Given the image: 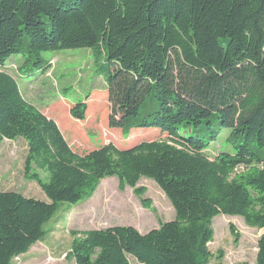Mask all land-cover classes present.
I'll return each instance as SVG.
<instances>
[{
    "label": "trees",
    "instance_id": "16d2710c",
    "mask_svg": "<svg viewBox=\"0 0 264 264\" xmlns=\"http://www.w3.org/2000/svg\"><path fill=\"white\" fill-rule=\"evenodd\" d=\"M69 49L105 60L106 129L149 136L78 154L1 70L16 54L42 67V53ZM87 110L79 103L67 112L84 123ZM223 130L233 151L210 160L205 151ZM155 134L164 137L150 140ZM16 138L27 146L25 179L50 202L0 188V264L41 242L58 203L77 204L106 178L136 195L138 182L151 180L174 219L145 233L72 232L73 264H207L219 215L263 231L255 264H264V0H0V144Z\"/></svg>",
    "mask_w": 264,
    "mask_h": 264
},
{
    "label": "rangeland",
    "instance_id": "374dc122",
    "mask_svg": "<svg viewBox=\"0 0 264 264\" xmlns=\"http://www.w3.org/2000/svg\"><path fill=\"white\" fill-rule=\"evenodd\" d=\"M41 58L44 65L37 67L31 61L25 63L23 54H16L5 61L1 70L16 81L27 103L42 113L49 111L50 118L57 121L63 131H67L62 133L72 150L85 154L107 142L114 143L119 149H126L133 139L149 136L151 129H132L125 134L119 129L108 128L110 133H107L106 86L98 71L105 64L103 57L100 56L96 61L89 49H69L45 52ZM63 103H86V122L73 120L67 112L68 108L63 109ZM78 125H87L82 137L86 141L85 136H88L89 149L86 145L84 150L78 148L77 138L74 137ZM99 125H103V129ZM227 136L228 131L223 130L209 146L205 151L208 159L213 160L220 152L232 153V145L226 141ZM163 137L156 135L149 139ZM79 142L83 143L80 139ZM26 154L27 146L22 138L2 141L0 188L49 203L38 185L24 177ZM32 171L37 172L34 168ZM237 171V174H241L246 169L241 167ZM136 187L143 190L140 195L128 187L121 190L115 178H106L99 182L92 194L77 204L58 203L55 214L43 226L41 242L26 256L13 259L12 264H73L67 257L73 240L72 232L132 227L145 233L157 228L160 223L174 219L172 206L151 180L141 179ZM143 201H148V204ZM230 226L234 227L238 236L230 233ZM212 228L214 236L207 246L210 253L207 264H255L257 241L263 234L262 230L247 227L240 217L225 215L216 216L212 220ZM129 264L140 263L129 257Z\"/></svg>",
    "mask_w": 264,
    "mask_h": 264
},
{
    "label": "crops",
    "instance_id": "0c3cea01",
    "mask_svg": "<svg viewBox=\"0 0 264 264\" xmlns=\"http://www.w3.org/2000/svg\"><path fill=\"white\" fill-rule=\"evenodd\" d=\"M63 105H64V107H67L68 108V110H69V108L72 106L71 104H67V103H63ZM43 114L46 116V117H48V118H50V112L49 111H46V112H43ZM88 123V122H87ZM59 126V125H58ZM101 128H102V125H99ZM81 127H85V128H87V125H83V126H81ZM90 128V127H89ZM103 129V128H102ZM72 136V135H71ZM132 136V135H131ZM130 136V137H131ZM73 137V136H72ZM74 137H76V136H74ZM76 141H77V145H78V148H81L80 150H84L85 149V145H86V148L87 149H89L90 147L89 146H87V142L89 141V138H88V136H87V138H86V141L84 140V139H82V144L79 142V139L77 138L76 139ZM91 146L92 147H94L92 144H91ZM91 150H93V148L91 149ZM91 150H89V151H91ZM74 151V150H73ZM88 151V152H89ZM74 152H76V153H78V154H80V151L79 152H77V151H74ZM83 153V152H82ZM87 153V152H86ZM39 243H36V244H34L30 249H29V251L31 250V249H33V248H35V246H37ZM29 251L27 252V254L29 253ZM27 254H25V255H22V256H19V257H24V256H26Z\"/></svg>",
    "mask_w": 264,
    "mask_h": 264
}]
</instances>
